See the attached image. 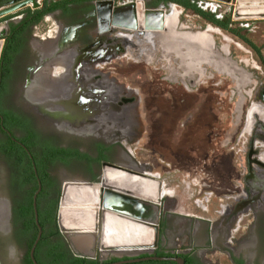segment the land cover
I'll return each mask as SVG.
<instances>
[{
    "label": "flooded vegetation",
    "instance_id": "obj_1",
    "mask_svg": "<svg viewBox=\"0 0 264 264\" xmlns=\"http://www.w3.org/2000/svg\"><path fill=\"white\" fill-rule=\"evenodd\" d=\"M47 1L50 3L56 0ZM98 1L103 0L64 2L60 8L47 13L37 24H32L35 17L31 13L34 14L35 9L42 7L45 0H41L38 7L28 6L31 12H20L21 9L9 17L0 19V22L8 26L2 37L4 46L0 57V109L9 114L7 118L10 122L7 124L6 116L0 113V242L3 239L9 241L7 244L12 249L10 252L16 244L24 247L20 257L21 264H29L28 256L33 264L34 261L38 264L47 263V252L52 248L69 257L98 258L101 262L113 258L119 261L130 257L157 256L169 259L141 262L178 264L172 259L181 258L184 264H221L208 258L210 252L218 249L214 244V238L218 237L223 241L220 243V247L224 248L221 252L226 254L231 264H264V191L259 185L254 187L252 184V179L258 176V172L264 174V167L254 168L249 175L248 190L254 194L251 200L247 201L241 194L242 196L235 197L231 207H223L224 215H230L232 211L234 216L229 222L225 218L224 224L219 227L222 230L214 235L209 222L201 216L177 213L178 206L180 209L188 207L186 203L180 205V202L174 199L176 189L167 190L172 187H169L165 180L161 181L162 175L154 172V168L139 157H144L142 154L146 149L143 147L136 154L131 147V142L136 143H132L133 145L159 144L166 147L165 154L170 158L174 157L180 161H195L197 158L203 160L210 155V146L220 147L221 138L228 129L225 128L226 124L233 127V130L238 129L237 132L245 129L249 110L254 105H261L264 109V78L258 74V70L264 69V56L261 49L243 31L255 32L260 27L255 24L247 26L245 22L232 20L234 23L231 26L233 29L242 30L241 33L245 37L243 39L211 22L207 26L202 22V18L199 20L201 15L185 10L177 3L155 5V0H144L146 9H170L169 12L164 11L170 16L169 19L172 13L177 11V27L181 33L210 34V31L216 33L220 30L233 35L259 56L260 65L254 60L252 62V59L236 56L229 41H217L212 34L210 35L214 39L217 58H203L193 62L188 56V45L175 50L154 38L150 39L154 37V31L141 34L135 30L108 27L102 17L100 23ZM114 1L119 5L129 0ZM49 15L56 18L59 26L55 34H48L38 44L33 41L34 29ZM226 16L228 15H215L219 20H224ZM154 19L158 22V19ZM78 24L82 25L75 30ZM62 29L63 35L65 34L64 42L48 53L44 40L53 39L55 42ZM166 31L162 35L168 40L174 31ZM112 35L116 36L115 41ZM177 40L175 39L173 44L181 45ZM10 45L12 49L8 51ZM74 52L88 53L91 59L95 58V62L87 64L80 60L70 66ZM115 61L120 64L126 62V70L130 66L142 67L141 72L138 70L140 76L144 74V68L148 67L149 81L146 83L140 80L138 83L143 86L142 92L127 88L126 85L120 84L117 77H113ZM82 65L91 67L95 73L89 77L83 76ZM54 66L58 69L55 74L51 71ZM55 85L60 86L62 90L57 91ZM16 89L17 102L11 104L9 99ZM194 92L205 97L197 106V110H193V99L198 97L192 94ZM216 103L218 106L215 107ZM132 108L133 119L130 116ZM141 108L145 121L138 122L136 117ZM213 109L221 112L223 116H210ZM148 114L149 118L146 117ZM224 114L229 115L230 119L225 118ZM15 118L24 120L25 126L15 123ZM262 122L257 123L264 128ZM136 127H139V131L142 130L143 137H128L130 134H137L134 132ZM178 130L180 132L177 133ZM263 139L261 140L264 143ZM4 146L12 151L11 158L3 153ZM193 150H199V153L192 155ZM262 151L257 155L256 151L251 149L249 157H253V161L257 163L260 155L264 154V150ZM223 155L225 154H217L214 150L210 156L220 162L221 159L224 160ZM114 168L131 172L137 176V181H147V190L143 191L135 184L124 185L125 190L104 186V183H118V180L107 179ZM126 181V177L122 179V183ZM156 181H160L161 194L159 199H152L157 193ZM82 184L93 186L89 193L92 195L91 199L97 203L100 224L99 230L90 234L91 242L88 247L77 244L76 234L62 231L59 226L64 191L72 185ZM97 185L98 188L95 189ZM201 188L203 191L204 188ZM127 189L137 194H131ZM233 190L236 194L239 193L237 189ZM26 191H34V195L38 192V223L42 229L39 242L43 240L36 251L38 242L34 258L31 250L28 254L29 240L20 235L15 214L16 204H23ZM184 191L183 195L188 204L194 197L191 184L189 190L185 186ZM202 191L198 195L201 196ZM170 196L172 199L168 200ZM242 197L244 201L236 203L240 202ZM254 202L258 209L253 219L255 234L245 241L237 242L235 236L242 227V221H245V214H248L246 209ZM234 203L236 204L233 206ZM56 204L60 233L48 237L54 229L49 221V213ZM241 209H244L243 220L239 219L237 229H233L236 233L230 236L231 230L227 231L226 228L230 227V222H234L236 216H241ZM250 209L251 207L248 210ZM106 213L147 226L152 232L151 243L132 249L139 250V253L132 255H117L113 252L115 250H107L110 256L103 258L101 248L98 247L102 246ZM40 217L44 225L40 223ZM2 259L0 255V264Z\"/></svg>",
    "mask_w": 264,
    "mask_h": 264
},
{
    "label": "rangeland",
    "instance_id": "obj_2",
    "mask_svg": "<svg viewBox=\"0 0 264 264\" xmlns=\"http://www.w3.org/2000/svg\"><path fill=\"white\" fill-rule=\"evenodd\" d=\"M173 9L176 10L174 7ZM163 10L165 12L170 11V9L168 8L167 10L166 9H163ZM176 13L178 12L176 11ZM2 18L4 19V17ZM2 18L0 19L2 20ZM204 24L209 26L208 22ZM5 26H6V23L0 22V27H5ZM58 26H59V23L53 15L47 16L46 19L37 27V29L36 28L34 29L35 34L33 37V41L40 44L41 41L48 36V34L49 36L55 34L54 32L58 28ZM205 29L206 27L204 28V30ZM213 29L217 30L216 28H213ZM143 32L146 33V31H143ZM209 33L214 35L217 41L219 40H221V42L229 41L231 43V48L235 52L236 56L238 57L243 56L245 58H248L249 60L252 59L251 60L252 62L254 60V62H256L257 65H260L259 56H257L254 53V51H252L247 45H244V43L239 41V39L235 38L233 35L220 31V30H217L216 33L215 31L214 32L210 31ZM243 33L261 49V54L264 56V26L260 27L255 32L254 31L253 32L243 31ZM115 37L116 36L113 37V41L116 40ZM162 38H165V37L163 35L159 36L158 34L156 38L154 39L158 40L161 44H164L167 41V39L165 38V40H163ZM150 39H153V38L151 37ZM52 40L53 39L44 40L46 43L45 48H47L46 45H50L49 42H51ZM125 65H126V62L124 61L122 62V64L115 61L113 63V66H115V69L112 70L113 77L114 78L117 77L120 84L126 85L127 88L133 89L135 91H139V90L141 91L143 89V86L142 85L139 86L138 83L140 80H144L147 83V80L149 79L148 67L144 68V74H141L140 76L138 75L139 74L138 72L142 70V67L137 68L138 66H134V67L130 66L129 69L126 70ZM217 68H220V67H217ZM56 70L58 69L54 66L51 71H53V73L55 74ZM259 73L264 78L263 68L262 70H258V74ZM139 76L141 79L139 78ZM16 91L17 89L15 90L14 94L9 99L11 104H14L15 102H17L18 93ZM192 94L194 96H198L197 98L195 97L193 99V103H194L193 110H197V106H199L200 103H202L205 97H203V95L201 94H196V92ZM216 106H218L217 103L215 104V107ZM262 107L263 106L261 105H254L249 110L248 121H247L246 127L245 129H241L239 132H237L238 129L233 130V127L231 128L230 125L228 126V124H226L225 128L226 129L228 128V129L225 131V133L223 134L221 138L222 143L220 144V147L219 145H215L214 147H211V146L209 147L210 155H213L214 150L217 154H220V152L222 154H225L223 155L224 160L221 159L220 162L214 160L212 156L210 155L208 156V158H204L203 160H200L198 158L195 161L176 160L174 157L170 158L169 155H166L165 154L166 147L162 145L160 146L159 144L147 145V144L141 143L140 145H133L132 143H135V142H131L132 146L130 144L129 145L132 147L133 152L136 154H138L139 150H141L143 147L144 149H146L144 150L145 152H143L144 154H142L144 157H141V156L139 157L144 161V163L149 164L152 168H154L153 170L154 172H157L162 175L161 181L165 180L167 184L170 185L169 187H172V188H167V190H171L174 188L176 189V197L174 199L177 202H180V205H182L183 203H186L188 207L185 206L186 209L185 208L180 209L179 208L180 206H178L177 213L182 212L184 215L185 213H187V214L201 216L203 219H206L209 222V227L212 228V232L214 233V235L219 234L220 233L219 230L221 229V228L219 229V227H220V224H224V219L227 218L229 222L232 220V217L234 216L232 211L230 215H228L227 213L226 215H224L223 207H226V205H228L227 206L228 208L231 207L233 201H235V197L240 196L241 194L245 196L247 201L249 199L251 200V196L252 195L254 196V194L249 193V190H248L250 189L249 175L254 168L257 169V167L259 166L264 167V154L260 155L259 162L257 163L253 161V157H249V153L251 152V149L252 150L254 149L256 151L255 154L257 155L262 153L263 152L262 150H264V143L261 140L264 138V128L258 125L262 121H263L262 124H264V109ZM142 108L138 112V115L136 117V121L138 122L140 120L145 121ZM220 113L221 112L213 109L212 112H210V116L215 117V118L216 117L221 118L223 115L222 113L221 114ZM133 114L134 112L132 108V111L130 113L131 119H133ZM148 116L149 114L146 115L147 118H149ZM224 116L225 118L228 117L230 119L229 115L224 114ZM254 127L255 129L253 130ZM143 130L145 131V129ZM141 131H139V127L138 128L136 127L134 132L135 133L137 132V134L136 135L130 134L128 137L141 138L143 137V134ZM178 132H180V130H178L177 133ZM198 153H199V150L198 152L196 150H193L191 152L192 155L198 154ZM257 155L255 157H257ZM256 175H258L259 177L254 176V179H252L253 180L252 184H254V187H257L259 185L260 188H263V191H264V180H263L264 177H262V175L264 174H260L258 172V174ZM190 184H191V189H192L191 193L194 195V197L187 204L188 201L185 200L183 193L185 192L184 191L185 186L189 190ZM201 187L204 188L203 191ZM233 188L235 190L237 189L239 193L236 194ZM245 190L247 192H245ZM200 191L203 192L201 196L198 195ZM171 197L172 196H170L168 200L169 199L171 200L172 199ZM239 201L240 202L237 201L236 203H242L244 201L243 197L240 198ZM236 203H234L233 206ZM254 205H255V202L249 205L251 207L250 210H248L250 207L246 209L248 214H245L244 216L245 221H242L243 223L242 227L240 231L237 232V235L235 236L237 242L245 241L246 239L253 237V235L255 234L254 233L255 227L253 225L254 224L253 219L256 214L255 212H257L258 209ZM244 209H241L242 211V213L240 214L241 216H236L238 214L237 213L235 215L236 216L235 221L230 222V227L226 228L227 231H229V229L232 231V232L230 231V236H233V233H236V231H234L233 229L235 228L237 229L239 219L242 218L243 220L242 215H243ZM258 213H260V211ZM126 234L127 232L125 233V236L129 238V235H126ZM8 242L9 241H7L6 239L1 240L0 242V255L3 258L2 264H21L20 257H21V254H23L24 252V247L22 248L21 245L16 244L14 246L13 251L10 252V250L12 249L8 246L7 244ZM220 243H223L222 239L215 237L214 244L216 248L218 249L216 250L214 249L212 252H210L208 258L212 260L214 263L219 262L221 264H231V261L226 256V254L223 255V253L221 252L222 250H224V248L220 247L221 246ZM98 248L99 249L101 248L100 250L102 252L100 253L103 258L110 256L107 250H112V251L115 250L113 252L114 254H117V255H126V254L132 255V254L139 253V250H131V249H126V250L118 252L114 248L104 249L102 246ZM241 251H244V250H241ZM98 254H99V250H98ZM134 264H144V263H134Z\"/></svg>",
    "mask_w": 264,
    "mask_h": 264
},
{
    "label": "water",
    "instance_id": "obj_3",
    "mask_svg": "<svg viewBox=\"0 0 264 264\" xmlns=\"http://www.w3.org/2000/svg\"><path fill=\"white\" fill-rule=\"evenodd\" d=\"M214 2H218L221 4L222 8L224 9L225 15H231V18L233 21H248V20H258V19H264V5H260L257 7H251L249 4L252 2H261V1H255V0H211ZM264 3V2H263ZM32 6V7H38L39 6V0H0V18L5 17L7 15H10L12 13H15L25 7ZM97 10L99 12L100 16V23L101 17L102 19L105 20L106 25L108 27H113V28H121L124 30H135L137 32H140L143 34V31H154L152 34H159V36H162V32L165 29V18L164 17V10L163 9H146L145 8V1L144 0H129L125 1L122 4L116 5L114 0H103V1H98L97 2ZM158 19L157 24L152 25V19ZM82 24H78L75 26V30H77ZM2 28V27H1ZM5 32L0 33V57L2 55L3 51V46H4V40L2 39L3 35L8 30V26L6 25L5 27ZM111 167V166H110ZM116 171H120L123 175H125L127 178H131L133 181H136L137 176L135 177L131 172L123 171L122 169L114 168ZM128 178V179H129ZM130 179L124 183L125 185L130 184ZM156 184L159 185L160 187V181H156ZM82 186L88 187V191L90 192V188L93 187L89 184H82V185H77L75 187L76 190L74 193L83 192L81 189ZM104 186L111 187V188H116L119 190H125L124 185L121 186L117 184H109L107 185L104 183ZM98 188V185L95 187V189ZM41 186L39 187L38 192L40 191ZM129 193L131 194H137L134 193V191H131L130 189H127ZM38 192L34 195V210H35V215H36V223L38 224V235L35 240V243L33 247L31 248V255L34 258V251L35 248L41 238L42 235V229L41 226L38 223V212H37V194ZM87 196V193H85ZM66 196V190L63 193L62 196V201H61V206H63L64 198ZM89 204L88 202L84 203ZM81 205V204H80ZM81 207H83L81 205ZM88 210V209H86ZM62 207L59 212V226L62 231L65 232H71L76 234L75 241L79 242L80 237H89L90 234H93V232L99 230L100 224H99V216H98V210L97 208L94 210L93 216H94V221H93V228L90 231H85L84 229H69L66 228L63 223H62ZM78 212L84 211V208L76 210ZM91 237H89L90 239ZM91 242V239H90ZM89 243V242H88ZM103 247V246H102ZM113 249V248H112ZM116 249V248H114ZM169 258H164V257H157V256H152V257H130L128 259L124 260H119L117 262H113L110 264H132V263H138L141 261H146V260H168ZM172 260L176 261L178 264H184V261L181 258H173ZM35 264H38L36 261H34Z\"/></svg>",
    "mask_w": 264,
    "mask_h": 264
},
{
    "label": "bare ground",
    "instance_id": "obj_4",
    "mask_svg": "<svg viewBox=\"0 0 264 264\" xmlns=\"http://www.w3.org/2000/svg\"><path fill=\"white\" fill-rule=\"evenodd\" d=\"M152 22L153 24L154 22L157 23L155 19H152ZM2 32H5V28L0 27V33ZM63 33H64V30L62 29L59 32V35L57 36V38L55 39V42L52 40L51 42H49L50 45H46L47 46L46 51L48 53L49 52L51 53L52 51L56 50L61 45V43L64 42L63 36L65 34L63 35ZM80 60H82V63H87V64H91L95 62V58L91 59L90 54L88 55V53L81 54L80 52H74V55L72 56V60L70 61L69 65L74 66L75 62L78 63ZM82 70L84 71L83 76H86V77H89V75H91L92 73H95V71H93L91 67H88L85 65H82ZM55 88L57 89V91L62 90L60 86L59 87L56 86ZM111 172H112L110 173L111 176L109 174L110 177L107 176V179H110L111 181L118 180L117 184L119 185L121 184V186L122 184L125 185L124 183H122V179L126 177L125 175L120 173V171H116V170H112ZM128 178L126 177L127 180L130 179L131 181L130 184L132 185L135 184V186L137 187L139 185L140 189H143V191L147 190L148 186L145 184L147 181L146 182L141 181V180L137 181L138 179L136 181H133L132 177L129 179ZM139 182L141 183L139 184ZM75 188L77 187L72 185L66 190V196L64 198L62 211H61L62 223L66 228H69V229L79 228V229H84L85 231H90L93 228V224H94L93 223L94 221L93 213H94V210L97 208V203L95 202V200L91 199L92 195L91 193H89L88 187L82 186L81 189L83 190V192L79 191L78 193H74V191L76 190ZM85 193H87V196L85 195ZM160 194H161V188L159 187V185H157L156 196L154 198L152 197H149V198L159 199ZM143 195L146 196L144 193ZM86 202H88L89 204L83 205ZM80 204L83 207H81ZM81 208H84V211L82 212L76 211ZM126 232H127L126 235H129V238L125 236ZM151 233H152L151 230L145 225L135 223V222L129 221L128 219L106 213L105 221H104V228H103L102 246L104 249L116 248L118 252L126 250V249L132 250L136 248H141L151 243L150 241L152 237ZM89 237H80L79 242L83 247L85 245H87V247L89 246L90 239H91V238L89 239Z\"/></svg>",
    "mask_w": 264,
    "mask_h": 264
},
{
    "label": "trees",
    "instance_id": "obj_5",
    "mask_svg": "<svg viewBox=\"0 0 264 264\" xmlns=\"http://www.w3.org/2000/svg\"><path fill=\"white\" fill-rule=\"evenodd\" d=\"M64 2H71V0H56V1H52L50 3L47 0H45L44 5L42 7L35 9L34 14L31 13V15H33L35 17V19H34L35 21L32 22V24H37L38 22L43 20L44 16L47 13L53 12L54 10L60 8L62 6V3H64ZM169 2L177 3V4L181 5L182 7H184L185 10H191L192 12H195V13L201 15L203 18H205L206 20L210 21L211 23L217 25L218 27L229 30L232 33H234V34L240 36L241 38L245 39L244 35H242V33H241L242 30L233 29V27L231 26L234 22L232 21V18L230 15L226 16L224 18V20H219L215 17L214 14H212L210 12H206L203 9H201L200 7H198V5L196 3H194L192 0H155L154 4L158 5L160 3H169ZM22 11L31 12V8H29V7L24 8L20 12H22ZM10 15H7L6 17H9ZM6 17H4V18H6ZM23 24H26V23H23ZM12 41H9V42L11 43ZM11 49H12V45H10V47L8 48V51ZM1 103L2 102H1V98H0V104ZM3 112H4V110L0 109V113H2L3 115L6 116L5 122L7 124H10V122H8V118H7V116L9 114L7 115ZM12 117H14V116H12ZM15 123H18V125L25 126L24 120H22L20 118H15ZM3 150H4L3 153L8 158H11L13 156L12 151L7 146H4ZM24 180H25V182L27 181L25 178H24ZM25 182H22V183L25 184ZM35 189H36V186L34 188V191H35ZM34 191H31V192L26 191L24 196H23L24 197L23 204H20V205L16 204L17 206L15 209L19 233H20V235H22V237L24 236V238H26L27 241L29 240L28 244H27L28 245L27 246L28 254L30 253L31 248L34 245L35 240H36L37 235H38V232H39L38 226L35 222V211H34V207H33ZM49 221L53 225L54 229L50 232L48 237L50 235H58L60 233V231H59V227L57 224V204L50 210ZM40 223L42 225H44L42 217H40ZM42 240L43 239H41V241L39 242L36 251L38 250L39 246L42 244ZM47 257H48V262L47 263L41 262V264H109L112 261L113 262L118 261L117 258H113L111 260L101 262L98 258L89 259L86 257H83V258L82 257H69V256H66V254L60 253L56 250H53V248L48 250ZM28 260H29V264H33L32 260L30 259L29 256H28ZM140 263H144V264H169L168 262H157V261H147V262H140ZM132 264H134V263H132Z\"/></svg>",
    "mask_w": 264,
    "mask_h": 264
},
{
    "label": "crops",
    "instance_id": "obj_6",
    "mask_svg": "<svg viewBox=\"0 0 264 264\" xmlns=\"http://www.w3.org/2000/svg\"><path fill=\"white\" fill-rule=\"evenodd\" d=\"M41 0H39L40 2ZM255 1H261V2H252L249 4L251 7H257L260 5H264V0H255ZM154 9V8H150ZM159 10V8H157ZM189 11V10H188ZM191 11V10H190ZM210 12V11H208ZM176 11L172 13L171 19H168V14L164 12V17L165 18V29L163 32H167L166 30L169 29L171 31H174L173 36H169L170 39H168L164 44L168 46H173L172 49L178 50V49H183L182 47L188 45L189 47V53L188 56L192 59L193 62H197L202 60L203 58L207 59H216V53H215V48H214V39L213 36L208 34L207 32H200V33H193V32H187V33H181L178 29V15H175ZM193 13V12H192ZM196 14V13H194ZM199 17V15H197ZM167 18V19H166ZM202 18V19H200ZM199 20H202V22H208L210 21L206 20L202 16L199 17ZM245 22V24L251 25L255 24L259 27L264 26V19H258V20H248V21H242ZM242 25V24H241ZM157 34H154V37L156 38ZM165 37V36H164ZM167 39V37H165ZM178 39V44L181 45H175L173 44L175 39ZM204 44V45H203Z\"/></svg>",
    "mask_w": 264,
    "mask_h": 264
},
{
    "label": "built area",
    "instance_id": "obj_7",
    "mask_svg": "<svg viewBox=\"0 0 264 264\" xmlns=\"http://www.w3.org/2000/svg\"><path fill=\"white\" fill-rule=\"evenodd\" d=\"M203 10L210 11L217 17H223L225 15L224 9L221 4L211 0H192ZM248 26V24H246Z\"/></svg>",
    "mask_w": 264,
    "mask_h": 264
}]
</instances>
